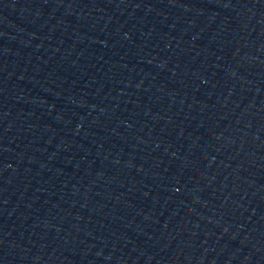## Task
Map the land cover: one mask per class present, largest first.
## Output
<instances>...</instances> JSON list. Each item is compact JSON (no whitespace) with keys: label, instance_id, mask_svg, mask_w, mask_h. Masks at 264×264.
I'll use <instances>...</instances> for the list:
<instances>
[{"label":"water","instance_id":"water-1","mask_svg":"<svg viewBox=\"0 0 264 264\" xmlns=\"http://www.w3.org/2000/svg\"><path fill=\"white\" fill-rule=\"evenodd\" d=\"M185 264H264V0H223Z\"/></svg>","mask_w":264,"mask_h":264}]
</instances>
